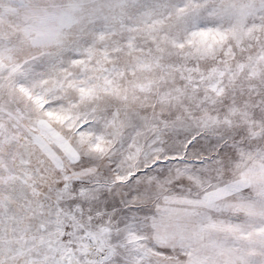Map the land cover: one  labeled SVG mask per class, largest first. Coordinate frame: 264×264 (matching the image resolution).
I'll return each instance as SVG.
<instances>
[{"label": "rangeland", "instance_id": "374dc122", "mask_svg": "<svg viewBox=\"0 0 264 264\" xmlns=\"http://www.w3.org/2000/svg\"><path fill=\"white\" fill-rule=\"evenodd\" d=\"M0 264H264V0H0Z\"/></svg>", "mask_w": 264, "mask_h": 264}]
</instances>
